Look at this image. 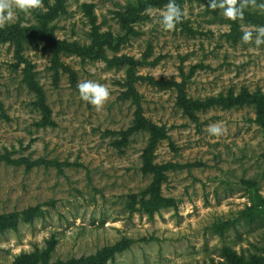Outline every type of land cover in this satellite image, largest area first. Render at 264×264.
<instances>
[{"label":"rangeland","instance_id":"1","mask_svg":"<svg viewBox=\"0 0 264 264\" xmlns=\"http://www.w3.org/2000/svg\"><path fill=\"white\" fill-rule=\"evenodd\" d=\"M136 1L42 0L38 17L13 8L2 28L39 26L56 13L47 22L54 36L88 48L98 34L114 42L123 36L125 7ZM167 4L139 12L130 33L116 47L103 45L99 57L54 54L37 39L0 43V153L61 163L0 161V216L40 212L0 233V264L46 248L50 238L51 261L133 240L106 264H203L218 260L222 246L240 252L261 244L264 120L258 107L213 106L188 115L177 98L180 91L199 100L264 93V43L255 42L264 25L238 20L236 27L223 6L182 0L181 21L165 30ZM84 80L110 89L103 109L80 98L77 84ZM32 82L43 90L48 112L37 107ZM130 87L145 119L164 129L153 164L181 166L166 169L160 183V194L175 207L152 216L137 210L153 173L142 169L150 132L136 126L137 106L124 94ZM212 124L223 134L211 135Z\"/></svg>","mask_w":264,"mask_h":264},{"label":"trees","instance_id":"2","mask_svg":"<svg viewBox=\"0 0 264 264\" xmlns=\"http://www.w3.org/2000/svg\"><path fill=\"white\" fill-rule=\"evenodd\" d=\"M63 2V0H57ZM182 0H175V3L180 6ZM207 4L209 7L223 6L228 9L230 6V0H199ZM169 0H137L135 4H128L125 7V13L122 16L121 24L125 29V34L119 37L115 42L109 34H98L94 37L90 47L82 48L72 43L58 40L51 28L47 25V22L52 17L56 16V13H51L44 18V23L39 26L31 27H21L18 24H12L5 28H0V43L21 41L31 42L33 40H43L45 42L47 50L53 52L54 54L58 52H71L81 55H87L90 57H99L102 54V46L108 44L112 47H116L122 38L130 33V24L135 21L138 17L139 12L147 7L160 5L162 3H168ZM264 3V0H255V4L248 0V4L244 6V0H236L235 16L229 15L227 20L233 26L237 27L238 20L242 21H253L264 25V12L258 11L260 9L258 5ZM37 17L40 15V10H31ZM31 89L35 92L38 97L35 102L37 107L42 109L44 112H48V107L44 101L43 90L35 83H31ZM126 96L131 95L133 101L136 104L135 110V123L139 128L147 129L150 132V138L148 145L143 153V170L145 172L153 173V180L149 186L143 192L140 200L139 207L137 210L139 212L145 213L148 216H152L154 212L165 207H175V202L172 198H166L160 194V183L161 179L164 177V171L169 168L181 167L177 164L167 163L162 165L153 164L152 156L156 144L164 136V129L154 123L149 122L142 115L141 106L139 104V98L137 91L130 87ZM178 106H180L188 115H192L194 110L206 109L213 106H221L224 108L233 107L236 105L253 104L258 107L262 121L264 120V93L261 91L247 92L244 91L239 95H234L229 93L228 95L218 94L216 96L208 97L204 100L194 99L191 97H186L184 92L180 91L178 95ZM0 161L6 163L18 164L20 162H25L28 165H39L43 162L46 165H61V163L55 160L46 159H35L28 160L25 157L12 159L10 157V152L0 153ZM144 195H147L145 198ZM144 196V197H143ZM133 206V205H132ZM37 208L30 209L25 212L12 213L9 215L0 216V233L8 229L16 230L17 225L20 222H31L34 218L38 216L40 212H36ZM133 242L130 238H122L121 240L111 244L103 246L98 249L95 253L87 256H80L78 258H68L66 260L56 259L52 260L50 258L51 251L55 245V240L50 238L46 241V248L39 249L35 248L31 252L21 253L15 257L13 264H106L108 260H113L117 253H120L128 249ZM203 264H264V232L261 238V244H251L246 251L242 250L238 252L237 250L229 247L222 246L218 253V260L211 258L208 262Z\"/></svg>","mask_w":264,"mask_h":264},{"label":"clouds","instance_id":"3","mask_svg":"<svg viewBox=\"0 0 264 264\" xmlns=\"http://www.w3.org/2000/svg\"><path fill=\"white\" fill-rule=\"evenodd\" d=\"M255 4V0H251ZM236 0H230V6L227 12L231 16H235ZM248 4V0H244V6ZM42 7V0H0V28L4 27L6 23L12 20V9L16 8L22 12H28L32 9ZM260 9L264 10V3L258 5ZM7 13V14H6ZM182 10L175 0H169L165 7L161 18V23L165 30H174L176 24L181 21ZM251 39V33L245 34L244 40L247 42ZM256 44L264 43V28L259 30L256 39ZM77 89L80 98L87 103H90L97 111L103 109L110 98V89L99 82L92 80H84L77 84ZM207 131L211 135H222L225 129L220 124L209 125Z\"/></svg>","mask_w":264,"mask_h":264}]
</instances>
